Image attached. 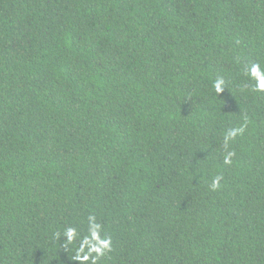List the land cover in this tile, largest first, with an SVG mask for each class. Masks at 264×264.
<instances>
[{"label": "trees", "instance_id": "obj_1", "mask_svg": "<svg viewBox=\"0 0 264 264\" xmlns=\"http://www.w3.org/2000/svg\"><path fill=\"white\" fill-rule=\"evenodd\" d=\"M261 78L264 0H0V264H264Z\"/></svg>", "mask_w": 264, "mask_h": 264}, {"label": "clouds", "instance_id": "obj_2", "mask_svg": "<svg viewBox=\"0 0 264 264\" xmlns=\"http://www.w3.org/2000/svg\"><path fill=\"white\" fill-rule=\"evenodd\" d=\"M251 72L253 75H258L259 74V66L254 65L251 68ZM223 83H224L223 80H218L215 82L214 86H215L217 92H219L221 90V85ZM259 87L264 88V78H261L259 80ZM239 131H242V129H240ZM235 134H236V131L234 130L229 135L235 136ZM232 154L233 153H229L228 156L225 157V163L231 162L229 157ZM211 187L213 189L219 187V177H217L216 179L213 180ZM94 219L95 218L93 217L92 220L94 221ZM97 226H99V225H97ZM77 235L78 234H77V231L75 228H68L64 232V236L67 238L66 239L67 243L73 242L77 238ZM92 241H95V243H92ZM86 246H88V251L84 252V249ZM110 249H111V239L110 238L100 239L99 234L93 228L90 231V237H86L84 239V241L81 243L80 247L77 249L75 259L80 261V264H84V262L89 261V259L91 258V264H96L97 257L100 255H103L105 251H108ZM82 252L84 253L83 255H81ZM92 253H95L96 255L93 256Z\"/></svg>", "mask_w": 264, "mask_h": 264}]
</instances>
